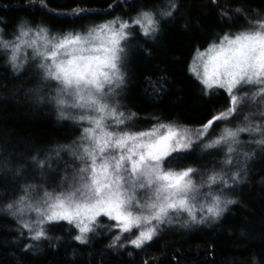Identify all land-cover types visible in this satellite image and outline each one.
<instances>
[{
    "label": "trees",
    "instance_id": "trees-1",
    "mask_svg": "<svg viewBox=\"0 0 264 264\" xmlns=\"http://www.w3.org/2000/svg\"><path fill=\"white\" fill-rule=\"evenodd\" d=\"M0 0V39L15 40L18 26L25 24L34 31L38 27L50 35L86 32L95 24L114 17L128 19L142 9L167 5L168 0ZM177 9L171 17L161 18L159 30L149 38L139 30L127 48L123 63L124 84L117 89L120 111L135 113L130 125L143 131L157 122L175 123L190 130L199 129L210 115L223 111L228 97L223 89L213 88L205 94L204 86L189 70L197 50L204 52L212 43H219L225 33L234 34L249 27L248 21L257 14L264 17V0H227L229 14L221 16L211 0H175ZM221 5L226 0H219ZM112 7L109 8L108 5ZM86 11L73 15V9ZM242 9L236 13L234 9ZM10 50L0 48V264H264V145L255 141L261 137L241 133L233 163L223 167V152H206L195 143L174 168L192 167L198 171L193 179L200 184L212 171L231 175L239 171L236 183L219 194L222 200H232L219 218L192 222L188 214H173L168 228L161 230L142 249H136L121 238L113 244L117 229L113 221L103 218L109 227L87 234L81 243L74 239L78 230L67 221L45 225L46 237L30 238L21 234L18 220L32 222L25 211L14 216L6 205L22 194V187L36 185L33 199L42 192L63 191L62 177L74 175L72 157L55 150L71 145L80 135V125L62 119L52 100L56 82L43 79L37 67L39 58L32 59L33 49L21 48L18 69L10 62ZM253 88L251 91H255ZM264 102H250L228 127L244 126V116L261 123ZM73 114L75 111L73 110ZM225 127L219 122L209 129L214 136ZM244 153H248L245 158ZM175 155V154H174ZM52 157L51 169L41 171L31 161ZM20 168V175L16 169ZM206 190V189H205ZM203 201V197H200ZM196 220L206 215L196 202ZM188 221L186 224L185 221ZM108 232V233H107ZM128 234H124L126 236ZM124 246L121 247L120 245ZM27 245V247H26Z\"/></svg>",
    "mask_w": 264,
    "mask_h": 264
},
{
    "label": "snow or ice",
    "instance_id": "snow-or-ice-1",
    "mask_svg": "<svg viewBox=\"0 0 264 264\" xmlns=\"http://www.w3.org/2000/svg\"><path fill=\"white\" fill-rule=\"evenodd\" d=\"M211 3L224 9L221 16H228L227 0L224 5L219 0ZM41 6L47 8L45 0H41ZM176 9L175 0H168L158 10L142 9L128 19L114 17L86 32L59 35H50L47 28L38 27L31 36L34 30L21 24L15 40L0 39V48L11 52L9 59L14 69L20 67L17 60L22 46L33 49L32 59L39 58L37 67L42 69L43 79L56 82L52 100L59 116L80 125L77 140L55 150L57 159L62 151L72 157L75 174L61 178L66 190L45 189L39 199H33L36 185L27 184L16 200L6 205L14 216L22 217L25 211L37 214L32 222L18 220L22 235L26 230L33 240L45 238V225L63 220L78 230L74 239L84 243L99 219L106 217L114 222L110 228L118 230L113 244L123 236L128 244L142 249L157 236L160 225L171 223L173 214L186 212L192 222H204L206 218H219L226 205L234 203L222 200L217 193L230 188L229 181L236 183L239 171L229 176L223 169L212 170L197 184L193 179L197 169H178L172 164L179 163L197 142L206 152H223V167L232 165L241 133L258 135L261 138L255 142L264 145V112L260 113L259 124L245 115L244 126H227L248 103L264 102V17L257 14L248 21V28L225 33L218 44H210L204 52L197 50L189 70L204 86L205 94L218 88L228 97L227 107L210 115L199 129L157 122L149 129L135 131L130 125L135 113L125 116L119 110L117 89L124 84L123 63L135 30L153 37L160 19L171 17ZM83 11L86 9H73L72 14ZM234 11L241 13L242 9ZM253 88L256 90L251 91ZM219 122L225 127L210 135L209 129ZM244 156L247 158L248 153ZM30 159L41 171L52 167L51 156ZM20 173L17 168L16 174ZM196 202L202 213L206 209L199 221Z\"/></svg>",
    "mask_w": 264,
    "mask_h": 264
},
{
    "label": "rangeland",
    "instance_id": "rangeland-1",
    "mask_svg": "<svg viewBox=\"0 0 264 264\" xmlns=\"http://www.w3.org/2000/svg\"><path fill=\"white\" fill-rule=\"evenodd\" d=\"M47 168V167H46ZM48 169V168H47ZM141 195H143V194H141ZM197 205V204H196ZM197 209V206H196V208H195V210ZM30 214L32 215V216H35L36 215V213L34 212V211H30ZM103 218H100L99 219V222H98V226L96 227L97 228V233H99V232H103L102 230H101V228H100V226H101V224L103 223ZM102 226H103V228H104V230L105 231H109L110 230V228L109 227H106V224L104 223V224H102ZM170 226V224L167 226V223H165V224H162V225H160L159 227H160V231L161 230H163V229H165V228H168ZM159 231V232H160ZM108 233V232H107Z\"/></svg>",
    "mask_w": 264,
    "mask_h": 264
}]
</instances>
